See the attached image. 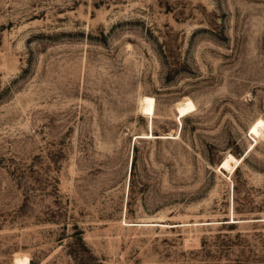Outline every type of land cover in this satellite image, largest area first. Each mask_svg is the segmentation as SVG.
Returning <instances> with one entry per match:
<instances>
[{"label":"rangeland","instance_id":"obj_1","mask_svg":"<svg viewBox=\"0 0 264 264\" xmlns=\"http://www.w3.org/2000/svg\"><path fill=\"white\" fill-rule=\"evenodd\" d=\"M260 118L264 0H0V264H264Z\"/></svg>","mask_w":264,"mask_h":264},{"label":"bare ground","instance_id":"obj_2","mask_svg":"<svg viewBox=\"0 0 264 264\" xmlns=\"http://www.w3.org/2000/svg\"><path fill=\"white\" fill-rule=\"evenodd\" d=\"M142 106H143V109L142 111L147 114H152L153 112V107L154 106V98L153 97H149V96H145L143 98V101H142ZM195 108V103L192 99H187L179 104H177L176 106V110H177V114L182 117L184 116L185 114H187L189 111L193 110ZM181 119V118H180ZM251 129H252V136L256 139V135L259 134L260 132H262V130L264 129V119L263 118H260L258 119L252 126H251ZM150 133H147V134H144V135H139V136H142V137H152V136H155L153 133L152 135H149ZM165 137V136H164ZM258 137V136H257ZM243 156V155H242ZM243 157H235L233 154L229 153L227 155V157L220 163V169H229L231 170L234 166V164L237 162V161H240L242 160ZM233 162V163H232ZM242 162V161H241ZM232 221H236V220H232ZM26 261L27 259H17V263L18 264H21V263H24L26 264Z\"/></svg>","mask_w":264,"mask_h":264}]
</instances>
